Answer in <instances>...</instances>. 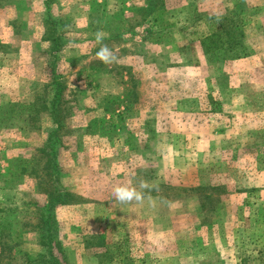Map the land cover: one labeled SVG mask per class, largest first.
<instances>
[{
	"label": "rangeland",
	"instance_id": "rangeland-1",
	"mask_svg": "<svg viewBox=\"0 0 264 264\" xmlns=\"http://www.w3.org/2000/svg\"><path fill=\"white\" fill-rule=\"evenodd\" d=\"M54 2L69 41L52 67L43 0H0V230L14 245L0 264L40 252L45 197L28 173L55 127L32 129L23 108L54 68L60 181L80 200L56 212L70 264H264V0ZM236 4L244 57L206 54ZM97 32L116 63L97 58ZM141 180L158 184L154 203L147 189L143 203L116 199Z\"/></svg>",
	"mask_w": 264,
	"mask_h": 264
},
{
	"label": "trees",
	"instance_id": "trees-1",
	"mask_svg": "<svg viewBox=\"0 0 264 264\" xmlns=\"http://www.w3.org/2000/svg\"><path fill=\"white\" fill-rule=\"evenodd\" d=\"M54 0H43L44 13L43 41L47 42L51 57V65L58 61L59 53L68 45V38L65 36V22L52 14ZM245 6L236 4L234 8L226 10L224 16L218 18L219 30L207 36L200 42V47L208 53H216L222 49L228 58L236 60L244 57L245 51L241 48L243 39V26L246 24ZM153 13L150 11L148 15ZM240 48L237 51V48ZM55 68L51 71V80L45 87L46 97H36L34 103L25 106L24 110L29 112L27 121L36 128V122L43 117H48L54 125V130L48 134L44 146L37 150L38 154L30 164V175L35 179L36 189L45 197V203L41 207L36 204V224L32 231L38 235L40 252L34 256H26L24 264H70L67 251L63 244L59 222L56 212L61 207L77 205L79 198L61 184V169L57 161L58 150L61 142L58 138L59 132L64 128V117L62 105L65 101L62 98L64 83L61 76H57ZM29 169V168H27ZM23 170L21 173H24ZM27 172V171H26ZM6 235L0 230V256L6 251L14 249L6 248L4 241ZM102 240V238H100ZM104 241V240H103ZM98 247L105 248V244ZM99 257V255H98ZM8 261V260H7Z\"/></svg>",
	"mask_w": 264,
	"mask_h": 264
},
{
	"label": "clouds",
	"instance_id": "clouds-1",
	"mask_svg": "<svg viewBox=\"0 0 264 264\" xmlns=\"http://www.w3.org/2000/svg\"><path fill=\"white\" fill-rule=\"evenodd\" d=\"M103 39H104V34L102 32H97L96 42L97 44L100 45V47L96 53V56L99 60H101V62H103L106 65L114 64L118 61V57L112 52L111 49H109L107 45L102 43ZM158 187H159L158 184L155 182L150 184L145 180H141L139 182V190L137 189V187L131 186V184L129 183L126 185L117 186L113 191L116 199H118L121 202L127 203V202L136 201L138 203H143L146 196L144 190L147 189L149 193L147 198L149 199L150 202L154 203V201H152V198L150 196V192L153 189L158 190Z\"/></svg>",
	"mask_w": 264,
	"mask_h": 264
}]
</instances>
